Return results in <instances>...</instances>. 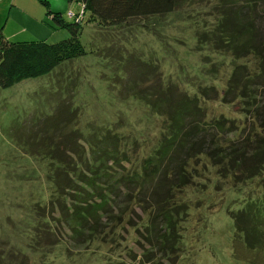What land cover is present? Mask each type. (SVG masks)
Masks as SVG:
<instances>
[{
  "label": "rangeland",
  "instance_id": "374dc122",
  "mask_svg": "<svg viewBox=\"0 0 264 264\" xmlns=\"http://www.w3.org/2000/svg\"><path fill=\"white\" fill-rule=\"evenodd\" d=\"M45 1L47 7L39 0H0L3 37L46 43L66 38L64 29L52 28L47 10L72 21L66 13H76L78 3ZM216 2L182 0L167 14L109 28L83 19L84 55L0 88V264H264V244L247 249L229 215L252 201L262 206L264 167L254 178L234 183L203 157L191 162L188 183L173 191L181 212L178 243L169 256L143 237L153 194L145 196L143 210L133 203L121 210L108 207V215L116 216L105 221L98 214L92 234L86 230L91 219L80 223L77 234L68 219L73 202H92L93 191L84 185L90 143L106 134L116 138L122 161L109 163L108 170L127 174L153 149L162 117L136 99V89L153 87L166 97L167 85L177 86L187 98H197L207 119L242 121L236 95L223 92L235 65H246L248 74L257 62L250 55L234 59L195 37L214 25ZM68 177L87 193L64 189L65 182L56 186L57 178ZM97 188L109 194L103 179ZM124 191L118 184L117 193ZM261 222L264 230L262 217Z\"/></svg>",
  "mask_w": 264,
  "mask_h": 264
},
{
  "label": "trees",
  "instance_id": "16d2710c",
  "mask_svg": "<svg viewBox=\"0 0 264 264\" xmlns=\"http://www.w3.org/2000/svg\"><path fill=\"white\" fill-rule=\"evenodd\" d=\"M67 1H74L79 6L76 13L70 10L66 13L72 14V21H65L59 12L47 10L52 28H61L67 32L68 36L64 39L54 43L42 40L9 41L0 31V88L10 87L23 79L45 75L60 63L84 55L86 51L79 40L83 19L85 23L100 28L116 27L136 19L167 14L182 0ZM263 1L217 0L214 25L210 29L196 31L195 34L200 44L207 43L213 49L221 48L237 60L250 55L257 62L254 74H247V66L244 64L235 65L223 92V95L233 92L236 95L234 99L241 104L244 112L242 121H226L223 117L218 120L207 119L197 98H187V94L177 86L168 84L170 94L166 97H162L161 90L157 91L153 87L133 91L136 92L135 97H139L136 99L142 101L150 113L162 117L153 149L140 159L136 170L132 169L127 174L126 171L118 173L115 168L113 171L108 170L109 163L115 167L122 161L117 153L116 138L112 139L111 134H106L93 145L90 143V152L87 154L90 165L86 168L89 177L84 185L93 191L89 194L93 203L87 199L73 202L68 218L73 222L70 223L73 234L78 233V226H81L80 223L85 224L86 219L92 220L86 230L91 231L89 234L94 233L98 226L94 218L98 214H103L105 221L108 217H115V214L108 215V207L121 210V207L133 203L143 210L146 207L143 203L148 199L145 196L149 194L150 198L153 194L151 201L154 204L150 203L143 237L152 248L169 256L178 243L177 217L181 212V203L176 200L173 191L188 183L187 168L192 169L191 162L203 157L216 164L222 178H231L234 183L259 175L264 167ZM39 2L45 7L48 5L45 0ZM232 99L223 98L228 102H232ZM228 133L231 135L228 136ZM58 159L61 161L60 156ZM101 179L109 194L101 195L97 192ZM56 180L58 187L65 182L64 189L87 193L83 188L74 186L72 178ZM118 184L125 188L122 195L117 193ZM255 203L249 202L241 209L229 212L234 233L241 236L247 249L252 250L264 244V230L260 228L263 222L261 217L264 220V203L261 200L263 204L260 207ZM119 217L120 214L117 215ZM107 225L104 222L103 227Z\"/></svg>",
  "mask_w": 264,
  "mask_h": 264
},
{
  "label": "built area",
  "instance_id": "2783aa9c",
  "mask_svg": "<svg viewBox=\"0 0 264 264\" xmlns=\"http://www.w3.org/2000/svg\"><path fill=\"white\" fill-rule=\"evenodd\" d=\"M72 14L71 13H68V16H71Z\"/></svg>",
  "mask_w": 264,
  "mask_h": 264
}]
</instances>
